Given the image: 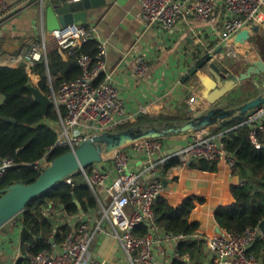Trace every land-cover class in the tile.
Masks as SVG:
<instances>
[{
    "label": "built area",
    "instance_id": "1",
    "mask_svg": "<svg viewBox=\"0 0 264 264\" xmlns=\"http://www.w3.org/2000/svg\"><path fill=\"white\" fill-rule=\"evenodd\" d=\"M74 1L79 0H65L64 3ZM45 2L46 0H22L12 5L6 0H0V27L20 11L31 5L43 8ZM224 8L222 30L225 42L232 41L244 29L264 27V0H224ZM189 16H195L203 23L213 24L217 19V0H141L139 19L144 31L151 28L171 29L180 19ZM54 34L60 54L66 60L77 56L82 69L79 78L62 84L57 91L52 90L49 95L51 103L59 113L57 124L60 130L57 132L55 147L75 150L88 139L133 124L141 114L147 113L148 109L144 106L136 113L129 112L108 69L107 45L97 40L95 27L68 24L56 30ZM196 38H202L200 32L196 33ZM91 39L98 41L96 55L79 53L83 44ZM47 58V42L43 36L41 40L34 41L29 49L15 56L13 62L23 63L33 79L34 67L47 62ZM135 69L139 77L147 74L149 64L144 55L137 58ZM189 101L196 104L199 98L194 95ZM62 107L66 110L65 115L60 112ZM245 124L251 126L250 137L256 147L261 148L258 134L264 130V104L248 114L241 122V125ZM210 129L187 134L191 136V140L180 151L163 161L172 158H179L183 163L208 160L223 163L230 170L235 169L237 160L227 150L225 135L212 134ZM162 139L141 140L115 151L102 163L94 164L91 171L83 169L82 175L99 200V216L89 221L85 213L77 215L76 227L62 241L56 239V236L62 233L61 225H57L47 241V249L39 253H21L19 260L23 259V264H120L100 260L92 255L91 247L98 233L108 234L120 243L123 259L127 264H158L156 248L162 239L174 242L177 257H180L178 245L187 237L162 232L154 213L157 199L166 193V186L158 176L161 164L158 154L163 148ZM136 158L144 159L143 172L133 169L132 162ZM50 164L46 156L36 167L46 169ZM101 164H104L103 168L98 166ZM14 166L16 164L12 160L0 155V181L8 169ZM145 173L152 177L151 181L144 179ZM65 182L75 186L74 177L66 179ZM99 188L103 189L109 198L108 204L99 196ZM51 209H48L47 213ZM142 224L148 225V232L138 235L136 230ZM263 236L260 226L248 228L243 233L223 230L215 234L208 238L206 243L212 256L208 264H261L251 249ZM161 251L164 252V249ZM183 259L192 264L189 255H185Z\"/></svg>",
    "mask_w": 264,
    "mask_h": 264
},
{
    "label": "crops",
    "instance_id": "2",
    "mask_svg": "<svg viewBox=\"0 0 264 264\" xmlns=\"http://www.w3.org/2000/svg\"><path fill=\"white\" fill-rule=\"evenodd\" d=\"M6 1L14 5L22 0ZM93 2L101 4L90 10L87 25L95 27L97 40L107 45L109 72L112 74L114 84L120 89L130 113H136L144 106L148 111L141 114L138 119L166 116L186 120L211 107L205 100V93L210 91L203 82V78L212 77L208 75L207 68L204 72H200L199 76L189 80H186V75L203 58L224 45L225 34L222 30L225 18L224 0H217V19L213 24L203 23L195 16H189L180 19L171 29L151 28L146 31L139 19L141 0H93ZM59 4L64 2L47 0L43 8L39 5H31L0 27V66L16 68L22 65L23 63L13 62V58L29 49L34 41L41 40L43 36L46 37L48 53L57 50L55 31L47 29L46 12L49 7ZM198 32L202 36L200 40L196 38ZM252 35L264 37V27L258 34L252 32ZM234 38L222 53L214 57L213 61H216L227 75H240L251 65H256L260 71L262 70L235 91L239 92L246 88L247 91L240 97L242 99L236 101L243 103L259 93L256 83L264 84V47L254 41H243L235 45ZM140 55H144L149 64V70L144 77H139L135 69ZM39 81L40 78L36 75L32 79L34 85ZM194 95L199 98V102L191 104L189 99ZM0 96L3 98L2 95ZM225 100L226 97L222 101ZM232 129H226L222 133L225 135ZM190 140L191 136L187 134L162 139L163 148L158 154V161L161 163L158 176L161 180H168L166 193L163 196L172 205L181 204L191 193L201 192L203 189L209 190L212 198H209L208 204L214 205L210 212L206 211V215L198 217L193 213L194 220L201 223L198 233L208 239L224 230L216 222L214 214L219 206L234 202L229 186L239 183V179L232 177L231 170L223 163H219L218 174L200 175L188 168L178 167L163 172L162 165L166 162L163 160L176 154ZM144 164L143 158H136L132 162V167L138 172H143ZM98 166L103 168L104 164ZM178 177L179 181L176 180ZM144 179L151 181L152 177L145 173ZM98 194L106 204L109 203V198L103 189L99 188ZM57 209L52 207L53 212L48 213L53 216L56 226L69 223L76 227L77 215L82 214L83 210L70 217L61 209L60 211ZM97 209L88 213L83 211L86 219L92 221L97 218L99 216ZM11 229L12 233L0 239V264H17L23 253L21 228L12 226ZM162 249L164 252L161 251ZM205 250L206 256L202 264H208L212 260L207 247ZM176 251L174 242L162 239L156 248L158 264H174V260L178 258ZM91 252L100 260L127 264L124 262L120 243L108 234L96 235Z\"/></svg>",
    "mask_w": 264,
    "mask_h": 264
},
{
    "label": "trees",
    "instance_id": "3",
    "mask_svg": "<svg viewBox=\"0 0 264 264\" xmlns=\"http://www.w3.org/2000/svg\"><path fill=\"white\" fill-rule=\"evenodd\" d=\"M64 1L57 0V2ZM97 45L96 39L88 40L79 53L95 56ZM33 72L40 78L36 86L48 96L52 90L57 91L62 84L71 82L82 75L77 56L66 60L58 50L48 53L47 62L37 64ZM31 81L32 78L24 65L16 68L0 66V95L4 98L0 105V155L16 164L8 169L1 179L0 191L16 183L35 182L45 170V167L37 168L36 166L46 156L52 163L57 157L69 151L66 148L55 147L58 133L52 124L56 125L59 120L58 110L51 103L47 113L44 114L42 106L34 99L28 88ZM60 112L65 115V108L62 107ZM181 120L166 116L144 117L133 124L118 127L115 131L136 125ZM226 129H232L225 134L224 140L227 150L237 160V165L231 170V174L232 177L239 179V183L229 186L234 202L219 206L214 215L222 229L243 233L248 228L258 227L264 220V130L258 134L262 147L257 148L250 137V125L235 123L228 126H216L214 133H222ZM93 166L87 167V170L91 171ZM176 167L188 168L200 175H206L207 173L218 174L220 164L208 160L183 163L179 158H172L162 165V170L166 173L169 169ZM74 178L75 186L66 182L58 184L32 200L26 210L10 222L12 226L21 228L24 254L29 251L39 253L49 247L47 241L54 232L56 221L53 216L48 215V209L52 207L61 209L65 215L71 217L79 214L81 210L88 213L96 211L99 207V200L82 173L79 172ZM176 180L179 181L180 178ZM209 198H212L209 190L203 189L201 192L191 193L178 205H172L164 196L157 199L154 213L160 229L169 234H181L187 237L178 245L180 257L174 260V264H188L183 259L185 255H189L194 264L203 263L207 238L198 233L201 223L194 220L193 213H196V217L206 215V211L209 213L214 206H212L213 203L208 204ZM77 202L81 204V207ZM74 228L75 226L69 223L60 226L62 233L57 235L56 239L62 241ZM136 231L138 235H145L148 232V225L142 224ZM251 252L261 264H264V236L255 243ZM24 262L21 259L17 264Z\"/></svg>",
    "mask_w": 264,
    "mask_h": 264
},
{
    "label": "water",
    "instance_id": "4",
    "mask_svg": "<svg viewBox=\"0 0 264 264\" xmlns=\"http://www.w3.org/2000/svg\"><path fill=\"white\" fill-rule=\"evenodd\" d=\"M100 4L93 0H79L51 6L46 12L47 29L56 31L68 24L87 25L90 10ZM252 32L258 34L260 27L254 26L252 30L244 29L235 36L234 44L254 41L264 47L262 37H254ZM229 45V42H225L217 51L203 58L186 75V80H189L194 76H199L200 72H204L207 68L208 75L212 76L203 78L206 89L210 91L205 93V100L211 106L207 111L193 115L186 120L136 125L120 131H107L88 139L77 149L57 157L35 182L31 184L16 183L0 191V230L25 211L32 200L65 182L66 179L74 177L83 169L102 163L119 149L129 147L144 139L180 136L216 126H228L243 122L250 112L264 104V84L256 83L259 93L246 102L237 103L236 101L222 100L230 93L237 91L245 81L250 80L257 73H261L262 70L260 71L256 65H251L240 75H227L213 60ZM28 88L46 114L51 104L50 97L44 94L32 81L28 84ZM4 119L7 120V118ZM163 182L165 186H168L167 179H164ZM77 204L81 207L79 202ZM259 226L264 233V220ZM219 230L221 232L220 228Z\"/></svg>",
    "mask_w": 264,
    "mask_h": 264
},
{
    "label": "rangeland",
    "instance_id": "5",
    "mask_svg": "<svg viewBox=\"0 0 264 264\" xmlns=\"http://www.w3.org/2000/svg\"><path fill=\"white\" fill-rule=\"evenodd\" d=\"M46 2H47V0H46ZM264 82V81H263ZM245 91H247L246 90V88H244V91L243 90H240L239 92H232V94H230L228 97H226V100L225 101H227V100H230V101H239L240 99H242V98H240L243 94H245ZM248 92H249V90H248ZM3 102V98L0 96V104ZM53 126H54V128L56 129V131L57 132H59V130H60V126L58 125V124H52ZM214 129H215V127H212L211 129H210V131L211 132H214ZM51 212H53L52 211V209L49 211V214L51 213ZM11 227H12V225L9 223V224H7L4 228H2L1 230H0V239L3 237V236H5V235H7V234H9V233H12L11 231H12V229H11ZM10 229H11V231H10ZM9 230V231H8Z\"/></svg>",
    "mask_w": 264,
    "mask_h": 264
}]
</instances>
